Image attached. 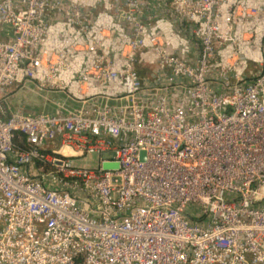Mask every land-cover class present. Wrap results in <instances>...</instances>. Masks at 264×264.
I'll use <instances>...</instances> for the list:
<instances>
[{
  "label": "built area",
  "instance_id": "1",
  "mask_svg": "<svg viewBox=\"0 0 264 264\" xmlns=\"http://www.w3.org/2000/svg\"><path fill=\"white\" fill-rule=\"evenodd\" d=\"M239 5L0 0V264H264V49L252 75L232 56L264 5ZM54 26L87 44L79 67ZM30 81L79 107L14 106Z\"/></svg>",
  "mask_w": 264,
  "mask_h": 264
},
{
  "label": "crops",
  "instance_id": "2",
  "mask_svg": "<svg viewBox=\"0 0 264 264\" xmlns=\"http://www.w3.org/2000/svg\"><path fill=\"white\" fill-rule=\"evenodd\" d=\"M230 2H235V3H239L240 5H250V6H259V5H264V0H230ZM160 18L163 20V24L162 27L165 28L164 30V34H165V39L170 43V46H172L173 48H176L177 46H179L181 44V40L175 35V33H173V31L171 30V28H174L173 25L174 24V17L171 13L170 8L167 5L163 6V11H160L159 14ZM112 29L109 30L108 32H106V34L109 36L108 40H107V44L111 45L112 47H114V49H117L119 47H121L122 45V39L119 38L118 34H119V30L115 28V26H111ZM249 31L248 34L251 35V32L255 33V35L257 36L258 40H261V37L264 33V18L263 16H261L259 19H256L249 27ZM61 28H59L58 26H54L53 30L51 32L50 35V43H54V45H57L59 47H67L69 49H71L72 51V55H73V59L75 61V64L77 67L80 66L82 60L85 57V53L88 51V46L87 44L77 38H73V36H70V39L67 38V40H65L62 36H61ZM247 34V33H246ZM75 36V35H74ZM72 37V38H71ZM76 39V40H75ZM74 43L79 44V48L84 49L82 52H80L78 55H76L77 51L79 49H75L74 47ZM249 54V60H251V57H254V55H252L251 52L248 53ZM256 54V53H255ZM256 56V55H255ZM145 57V56H144ZM143 57L142 60H139L138 64H137V68L141 77V80L143 81L144 84H152L155 81V73H154V64L149 60H145ZM247 69L250 71L251 70V66L248 63V67ZM78 74L77 71H74L72 73H68L66 75V77L69 80H72L75 75ZM35 87H33L30 83H27L25 87H16V88H12L10 90V92H12V99L13 97H15L17 100L16 102L18 104H22L25 105L27 108L29 109H34L36 111H46V112H52L54 111V109L57 107L58 103H64L66 106L67 104H69L68 102H70L69 100L71 99L73 102H76L75 100H73L72 98H70L69 96L67 98L65 97H59L57 99L54 100H48L46 97V100L48 101H44L47 105L48 104H53L52 105V109L53 110H46V107L44 106V103H38L37 99H34V92ZM110 90V88H104L103 86H98V85H89V92L91 94H104L108 93ZM40 102H42L40 100ZM78 103V102H76ZM37 104V105H36ZM35 105L37 106L35 108ZM43 106V107H42ZM68 108H71L70 106H67Z\"/></svg>",
  "mask_w": 264,
  "mask_h": 264
},
{
  "label": "rangeland",
  "instance_id": "3",
  "mask_svg": "<svg viewBox=\"0 0 264 264\" xmlns=\"http://www.w3.org/2000/svg\"><path fill=\"white\" fill-rule=\"evenodd\" d=\"M256 7H259V6H256ZM243 9H242V6L240 7V14L242 13ZM257 17L256 19H259L261 16H263L264 18V9L263 10H258L257 11ZM255 21V20H254ZM253 23V21H249L248 23V26L247 27H250V25ZM246 33V31H245ZM255 37V36H254ZM255 38H251V36L247 33L245 34V36L243 37L242 40H240V42L238 41V45L235 46V49H234V54L232 56H235V52L238 51V49L240 48L241 51H246V53H249L251 52L252 55H254V57H251V60L248 61L249 65L251 66V75L254 73V72H258L259 69H260V51L264 49V33L261 37V40H254ZM79 44L77 43H74V47L75 49H79L76 53V55H78L80 52H82L84 49H81L78 47ZM256 53V54H255ZM256 55V56H255ZM234 58V57H233ZM236 58V57H235ZM249 60V59H248ZM214 73L216 74L217 73V70H214ZM249 73H246L249 74ZM79 74H76L75 75V78H78ZM30 83L33 87H35V94L33 95L34 96V99L36 100L37 99V102L38 103H44V106L46 107V110L48 111L49 109L50 110H53L52 109V105L53 104H46L44 101H48V100H54V99H57L59 97H65L67 98L68 95L64 92L61 91V89H57V88H51L50 86H45V88L43 90L39 89L36 85L37 82H34L33 81H30L28 82ZM46 97L48 100H46ZM13 102L12 104L14 106H17L18 103L16 102V98L13 97ZM40 100L42 102H40ZM70 102H68L69 104H67V106H70L71 108H77L79 107V103H76V102H73L71 99L69 100ZM49 102V101H48ZM50 103V102H49ZM37 105V104H36ZM35 105V108L37 107ZM43 107V106H42ZM76 163L77 164H86V165H89V166H92V167H96L99 165V157L98 155L96 154H93V155H89L88 157L86 158H76Z\"/></svg>",
  "mask_w": 264,
  "mask_h": 264
},
{
  "label": "water",
  "instance_id": "4",
  "mask_svg": "<svg viewBox=\"0 0 264 264\" xmlns=\"http://www.w3.org/2000/svg\"><path fill=\"white\" fill-rule=\"evenodd\" d=\"M103 167L105 169H111V168H114V167H118V165L117 164H113V163L106 162V163L103 164Z\"/></svg>",
  "mask_w": 264,
  "mask_h": 264
},
{
  "label": "trees",
  "instance_id": "5",
  "mask_svg": "<svg viewBox=\"0 0 264 264\" xmlns=\"http://www.w3.org/2000/svg\"><path fill=\"white\" fill-rule=\"evenodd\" d=\"M17 140H18V138H17Z\"/></svg>",
  "mask_w": 264,
  "mask_h": 264
}]
</instances>
